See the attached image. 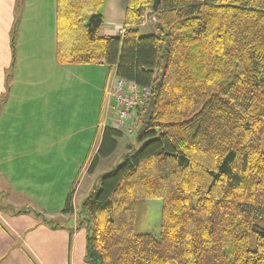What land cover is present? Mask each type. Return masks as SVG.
Here are the masks:
<instances>
[{
	"label": "trees",
	"instance_id": "16d2710c",
	"mask_svg": "<svg viewBox=\"0 0 264 264\" xmlns=\"http://www.w3.org/2000/svg\"><path fill=\"white\" fill-rule=\"evenodd\" d=\"M105 35V0H57V56L105 63L149 88L139 149L82 203L91 264H264V0H125ZM151 12L156 31L138 26ZM14 43V40H13ZM107 126L88 173L117 151ZM74 186L63 212L73 213ZM162 200L160 235L140 231Z\"/></svg>",
	"mask_w": 264,
	"mask_h": 264
},
{
	"label": "crops",
	"instance_id": "0c3cea01",
	"mask_svg": "<svg viewBox=\"0 0 264 264\" xmlns=\"http://www.w3.org/2000/svg\"><path fill=\"white\" fill-rule=\"evenodd\" d=\"M121 26L107 20L104 34ZM116 77L105 63L59 61L57 0H0V176L19 190L0 192V264H91L76 198L114 127ZM29 180L66 191L31 195ZM73 186L75 211L64 213Z\"/></svg>",
	"mask_w": 264,
	"mask_h": 264
},
{
	"label": "rangeland",
	"instance_id": "374dc122",
	"mask_svg": "<svg viewBox=\"0 0 264 264\" xmlns=\"http://www.w3.org/2000/svg\"><path fill=\"white\" fill-rule=\"evenodd\" d=\"M125 0H105V4L101 9V12L104 14L105 18L107 20H121L124 16L125 11ZM158 24L157 18L151 13L148 12L145 17L138 22L137 26L144 31V33H151L156 31V25ZM123 27V26H121ZM119 27V29L121 28ZM118 29V32H119ZM133 119V118H132ZM131 127H133L135 130L133 133H130L128 130V127L124 128V136L119 139V146L117 148V151L112 154L110 157L101 159V162L98 166V168L95 171V174L89 176L84 184H82L79 188V193L77 195V207L79 208L82 204L85 195L88 194L90 190L93 189L94 185L97 182V179L99 176L108 174L112 170H114L119 165H122L124 163V158L122 156L123 153H126L127 147L132 146L135 149H139L141 145L137 142L136 136L138 133V120L136 124H132V121H130ZM35 165V164H34ZM0 176V192L3 193H12L16 194L19 190L12 186L11 184L7 185L5 184V180H1ZM37 183L35 180H29L27 186H23L26 191V193L33 194L36 191L44 192L43 190L47 188V192L51 191L53 194L61 193V190L66 191V188H64L63 184H57V185H44V184H33ZM161 220H162V200L158 198L148 199L146 201V210L145 214L143 216V221L140 225V231L142 232H148L156 237H159L160 235V228H161Z\"/></svg>",
	"mask_w": 264,
	"mask_h": 264
},
{
	"label": "built area",
	"instance_id": "2783aa9c",
	"mask_svg": "<svg viewBox=\"0 0 264 264\" xmlns=\"http://www.w3.org/2000/svg\"><path fill=\"white\" fill-rule=\"evenodd\" d=\"M124 33L125 28L121 27L118 34L123 35ZM114 89L117 109L113 126L118 129L128 127L129 132L132 133L134 128L131 127L130 121L137 112V108L146 104L151 95V90L141 88L136 83L118 77L115 79Z\"/></svg>",
	"mask_w": 264,
	"mask_h": 264
},
{
	"label": "water",
	"instance_id": "95a60500",
	"mask_svg": "<svg viewBox=\"0 0 264 264\" xmlns=\"http://www.w3.org/2000/svg\"><path fill=\"white\" fill-rule=\"evenodd\" d=\"M160 1L161 0H154V2H153V10L154 11L158 10Z\"/></svg>",
	"mask_w": 264,
	"mask_h": 264
}]
</instances>
